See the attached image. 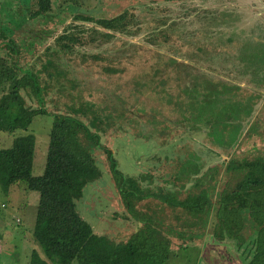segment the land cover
<instances>
[{
	"label": "trees",
	"instance_id": "16d2710c",
	"mask_svg": "<svg viewBox=\"0 0 264 264\" xmlns=\"http://www.w3.org/2000/svg\"><path fill=\"white\" fill-rule=\"evenodd\" d=\"M28 4L31 18L48 15L52 10V0H28ZM74 18L92 22L94 34L103 39L126 33L129 24L127 11L108 18L93 19L84 14ZM69 28H64L54 45L46 48V63L41 69L46 76L43 85L36 71L18 64L20 46L10 38L12 31L5 34L0 28V46L7 50L0 56V131L13 136L9 147L0 148V170L8 166V183L22 181L28 190L39 194L32 228L37 247L30 252L27 264H181L182 252L191 247L199 251L198 245H203L206 238L215 245L230 247L231 243L240 260L234 264H264V121L259 115L245 128L258 94H243L238 84L208 78L194 80L176 97L164 87L154 90L164 93L168 103H174L181 113L179 121L188 130L202 133L210 145L218 147L220 156L226 154L224 160L204 172L197 162L187 159L169 174V187L156 189L143 186V177L139 183L125 176L117 168L113 150L101 140L113 123L124 119L125 108L118 112L117 108L110 110L93 100L70 96L74 102L65 103L63 113H52L43 172L32 174L35 137L27 129L34 115L48 113L43 92L51 86L61 93L69 88V94H81L83 89L80 83L65 78L68 68L62 69L67 67L66 57L71 54L70 43H80ZM90 57L93 61L105 59L99 53ZM238 60L240 75L249 76L254 87H262L264 47L258 45L240 54ZM102 69L115 72L110 65ZM143 84L147 88L151 85ZM24 92L37 98L39 107L27 104ZM122 103L127 104L125 99ZM137 108L145 111L142 105ZM16 130L27 133L14 135ZM253 137L260 140L261 148L254 144L249 155L236 150L244 139ZM96 150L105 155L126 217L134 224L121 241L105 232L95 233L77 209L85 185L102 174ZM209 170L215 172L210 178ZM145 201L152 204L143 207ZM247 229L251 234L247 235Z\"/></svg>",
	"mask_w": 264,
	"mask_h": 264
},
{
	"label": "rangeland",
	"instance_id": "374dc122",
	"mask_svg": "<svg viewBox=\"0 0 264 264\" xmlns=\"http://www.w3.org/2000/svg\"><path fill=\"white\" fill-rule=\"evenodd\" d=\"M29 6L28 0H0V28L5 34L12 31L10 38L20 46L18 64L36 71L43 85L46 48L54 45L56 37L70 26L69 33L80 43H70L71 54L66 57L67 67L62 69L68 68L65 78L83 88L81 94H69V88L57 92L53 86L43 92V105L49 113L34 115L27 129L35 137L33 175L43 172L52 113H63L64 104L74 102L70 96L93 100L110 110L117 108L118 112L125 108L124 119L113 123L102 136V143L113 150L121 173L138 181L143 177L142 185L153 189L169 187V174L187 159L197 162L204 172L226 156H220L218 147L210 145L202 133L188 130L179 121L181 113L174 103H168L164 93L154 90L164 87L165 92L176 97L182 87L194 80L208 78L238 84L243 94H258L245 128L259 115L264 121V84L255 88L250 77L241 76L237 67L240 54L250 52L257 44L264 47V0H52L51 12L34 18L28 14ZM124 11L129 16L127 32L105 39L94 34L92 22L74 18L77 14L108 18ZM6 52L0 46V56ZM98 53L105 59L91 60L90 56ZM107 65L113 66L115 72H105L102 68ZM145 82L151 85L144 87ZM23 96L27 104L39 107L37 98L26 92ZM124 99L126 105L122 103ZM138 105L145 111H138ZM27 132L16 130L14 135ZM12 137L0 131V148L9 147ZM254 144L262 146L253 137L244 139L236 150L249 155ZM94 155L102 174L85 185L76 202L77 209L95 233L105 232L121 241L134 224L126 217L105 155L99 150ZM208 174L210 178L215 172L209 170ZM7 175L8 166L0 170V264H25L28 254L23 250L21 236L15 234L32 230L39 194L28 190L22 181L8 183ZM145 204L152 203H141L143 207ZM16 218L22 221L16 222ZM251 232L246 230L247 235ZM228 244L230 247L215 245L206 238L203 245H198L199 251L188 248L179 260L181 264H234L240 260L232 244Z\"/></svg>",
	"mask_w": 264,
	"mask_h": 264
},
{
	"label": "crops",
	"instance_id": "0c3cea01",
	"mask_svg": "<svg viewBox=\"0 0 264 264\" xmlns=\"http://www.w3.org/2000/svg\"><path fill=\"white\" fill-rule=\"evenodd\" d=\"M13 138V137H12ZM34 161V160H33ZM17 219V218H16ZM16 221V220H15ZM20 221H22L21 219H19V221L18 222H20ZM0 222H1V224H3V222L0 220ZM33 228V227H32ZM23 232L22 231H20V232H16V234L15 235H20L21 236V239L23 240L22 241V243H23V250H24V252H27V256H25V264H27L28 263V260H29V254H30V252L32 251V249H34V248H36L35 246H36V244H35V242L33 241V238H32V230L29 232H27V233H25V234H22ZM2 239H3V235H1V233H0V243H1V241H2ZM210 239V238H209ZM212 243H214V242H212ZM0 249H1V246H0ZM221 260V259H220Z\"/></svg>",
	"mask_w": 264,
	"mask_h": 264
},
{
	"label": "flooded vegetation",
	"instance_id": "af4514ba",
	"mask_svg": "<svg viewBox=\"0 0 264 264\" xmlns=\"http://www.w3.org/2000/svg\"><path fill=\"white\" fill-rule=\"evenodd\" d=\"M259 44H257V45H254V47H256V46H258ZM256 87V86H255ZM256 88H258V87H256ZM252 94V93H251ZM255 94V93H254ZM246 95H249V94H246ZM49 113V112H48Z\"/></svg>",
	"mask_w": 264,
	"mask_h": 264
},
{
	"label": "built area",
	"instance_id": "2783aa9c",
	"mask_svg": "<svg viewBox=\"0 0 264 264\" xmlns=\"http://www.w3.org/2000/svg\"><path fill=\"white\" fill-rule=\"evenodd\" d=\"M17 222H18V220H17Z\"/></svg>",
	"mask_w": 264,
	"mask_h": 264
}]
</instances>
